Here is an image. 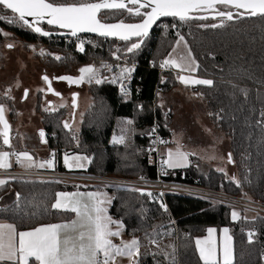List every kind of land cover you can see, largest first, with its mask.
<instances>
[{"label":"trees","instance_id":"obj_1","mask_svg":"<svg viewBox=\"0 0 264 264\" xmlns=\"http://www.w3.org/2000/svg\"><path fill=\"white\" fill-rule=\"evenodd\" d=\"M52 2L80 3L85 0ZM3 13L12 16V22L0 19V50L5 42L11 40L23 43L26 49L31 45L43 47L48 54L40 57V61L47 72H71L94 66L100 60L139 64L135 78L138 91L132 98L122 97L117 87L106 79L89 86L94 106L81 123L78 146L71 126L64 127L65 122L68 123L66 110L41 113L42 130L46 133V143L41 142L43 146L59 152L80 151L91 159L87 169L70 174L157 178V166L149 161L146 153L155 117L164 141L171 137L172 131L170 111L162 110L158 101L154 107L153 102L156 97L158 99L156 89L161 87L162 92H171L181 84L176 72L160 74L159 63L173 51L178 37L184 36L198 62L196 75L213 81L211 86L195 87V91L202 96L212 124L230 140L232 164L238 169L241 182L237 187L234 181L215 169L203 174L195 157L188 167L169 170L166 178L264 203V16L235 15V19L219 27H203L213 23V18L188 22L176 18L163 19L139 49L128 52V47L140 39L46 38L0 6V16ZM99 19L104 23H137L143 17L132 15L127 10H117L103 12ZM44 28L56 31L45 25ZM177 32L179 36L175 35ZM80 43L83 51L78 48ZM0 105L8 106L14 121V102L0 96ZM112 134L123 137L124 142L114 143ZM59 170L67 173L61 166ZM90 188L92 186L84 182L15 178L0 186V202H8L0 206V220L13 223L18 231L71 221L72 212L52 207L56 193ZM113 192L111 214L122 221L128 236L138 238L141 247L139 264H172L173 255L175 264H203L195 240L204 236L211 227L230 228L234 239V264H264L262 215L255 214L254 220L240 218L234 221L230 206L205 199L168 196L166 204H153L149 198L133 190ZM249 231L255 233L252 243L248 241ZM151 239L159 241V247L152 244Z\"/></svg>","mask_w":264,"mask_h":264},{"label":"snow or ice","instance_id":"obj_2","mask_svg":"<svg viewBox=\"0 0 264 264\" xmlns=\"http://www.w3.org/2000/svg\"><path fill=\"white\" fill-rule=\"evenodd\" d=\"M129 5L137 7H129ZM217 5L244 10L243 13L237 11L235 15L264 16V0H127V3L125 0H85L80 3H55L52 0H0V6L16 14V19L43 36H48L49 33L35 25L46 20L49 25L69 29L72 36H76L80 32H90L104 37H117L122 41H129L132 37L141 38L139 42H134L128 47V52L140 48L143 38L147 37L149 29L160 17H173L181 22H188L207 19V16L196 15V13L212 11L216 17L233 20L234 13L232 11L220 10ZM104 9H125L130 14L143 17V19L140 23H124L123 21L112 24L104 23L98 18L99 13ZM142 9H148V11H142ZM28 17L33 18L35 25L29 22ZM0 19H4V17L0 16ZM219 26L223 25H212V27ZM179 41L183 42L184 37L180 36ZM8 47L11 48L12 45H8ZM177 47H179V42ZM80 50L83 51L82 43ZM193 64L195 61L189 50L188 57L170 55L160 66L162 68L172 66L180 71H194ZM104 67L111 70L108 65ZM133 70L132 68H123L120 74L109 82H119L121 91L126 93L127 89L123 81L130 78ZM80 73L81 76L78 79L71 77L57 79H66L74 84H79L85 79L88 82L93 80L96 83L102 82L95 66L83 67L80 69ZM43 79L48 82V77L45 76ZM179 79L185 84L208 86L213 84V81L209 79H190L184 76H180ZM26 97L27 90H25ZM4 113L5 108L0 106V124H3V132L0 135L3 136V143L11 148L10 125L5 119ZM128 123L131 124L132 121H128ZM64 127L70 128V125L65 122ZM40 135L43 137L44 132L41 131ZM113 142L123 143L124 139L120 137ZM12 155L16 156L18 163L27 167H53V160L36 164L34 158L27 152L0 151V169L6 170L12 166L9 159ZM52 156L54 158L55 153ZM229 162H233L231 154H229ZM87 163H91V159L87 156L64 155V164L70 170L73 168L83 169ZM187 163L188 154L179 150L169 151L167 159L163 161V164L168 168L184 167ZM57 182L59 183V181ZM7 183V180H0V186ZM235 183L237 187H240L239 181H235ZM132 190L140 191L139 189ZM146 195L151 196L152 193H146ZM56 197L52 207L75 213L77 218L68 223L41 225L28 231H18L16 225L12 223H0V264H30V261H33L34 264H115L117 257L123 256L131 259L140 255V242L136 239L130 242L122 241L120 245L113 243L111 238L120 236L119 229L123 228V225L113 221L107 214V208L104 205L111 201L106 193L100 191L58 192ZM17 198L19 199V195ZM162 207L164 206L162 205ZM231 215L234 221L240 218V213L235 210ZM113 225L117 230H113ZM222 232L223 239L219 245L215 237V228L207 229V238L196 240L195 243L203 264H234L233 238L229 234L228 228H224ZM69 233H76V235L72 236ZM254 235V232H248L249 243L253 242ZM150 242L159 247V241L151 239ZM172 264H175L174 255Z\"/></svg>","mask_w":264,"mask_h":264},{"label":"rangeland","instance_id":"obj_3","mask_svg":"<svg viewBox=\"0 0 264 264\" xmlns=\"http://www.w3.org/2000/svg\"><path fill=\"white\" fill-rule=\"evenodd\" d=\"M217 8L223 11H232L233 13L236 11L234 8H225L224 6H218ZM196 14L215 15L212 11ZM1 16L4 17L2 20L5 22H9L12 19V16L4 13L1 14ZM233 19H235V14ZM227 21L229 20L222 17H215L213 23L204 24L203 27L208 25L212 26L214 24L224 25ZM179 37L170 55H183L188 57L190 49L188 42L184 36V41L180 42ZM8 40H10L9 37ZM178 42L179 47H177ZM8 45H12V47L9 48ZM80 45L81 43L78 47L79 50ZM46 54H48V51L43 47L38 48L35 45H31L29 49H26L23 43L18 41L11 40L2 45V50H0V96L8 97L14 102L16 109L15 120H11L8 106H0L5 108V118L10 125L9 137L12 148L29 153L34 158L36 164L53 160V167L54 165L57 167L61 166V155L62 166L70 173L78 172L87 168L89 163H87L86 167L83 169L73 168L70 170L64 164V155L68 154L70 157L87 155L83 152L74 150L60 153L57 150H51L47 146H43V143L41 144L42 137L40 135L41 131H43L41 113L61 109L66 110L67 121L72 128V135L75 137V145L78 146V135L82 125L81 123L87 113L93 110L92 108L94 106V99L88 89L93 82H96L94 80L88 82L87 79H85L79 84H74L66 79H57L63 77L78 79L81 76V68L74 69L71 72H63L62 70L47 72V69L41 65L40 61V57ZM190 55L195 61V64L192 65L195 69L194 71H180L175 67H170L176 70V73L180 76L193 77L198 69V67H196L198 62L191 50ZM94 66L98 71L100 79L103 81L105 77L104 64L98 61ZM45 76L48 77V81L52 83L51 85L43 79ZM25 90H27L26 98ZM158 105L162 110L171 111L173 114L170 124L172 135L161 147V153L166 159L169 151L179 150L188 154L189 165L192 163L193 157L197 158L198 161L195 162L199 164L203 174H208L210 170L215 169L224 173L228 179L234 182H241L238 169L232 162H229L231 150L230 140L212 124L203 98L195 91V88L180 84L179 87L174 88L171 92H160L158 95ZM2 132L3 131H1V133ZM53 153H55L54 158L52 156ZM13 160L21 169L39 168L22 165L17 162V158L15 157ZM53 167L50 169H53ZM42 169L47 170L49 167L46 166ZM64 181H66L65 183L74 182V180L71 179H66ZM106 193L110 194L109 197H111L112 200L113 195L108 191H106ZM7 203L8 202H5V200H2L0 206ZM233 210L240 213V218H244L245 220H254L257 217V215L252 212H243L236 207H232V211ZM108 215L113 221L119 222L114 216L112 217L110 213ZM112 227L114 231L117 230L115 225ZM123 229L124 228L119 229L121 234L117 237L120 239L123 237ZM133 239L138 240V238L130 236L127 238L126 242H130ZM140 258V255L131 259L128 258V263L126 264H139Z\"/></svg>","mask_w":264,"mask_h":264},{"label":"built area","instance_id":"obj_4","mask_svg":"<svg viewBox=\"0 0 264 264\" xmlns=\"http://www.w3.org/2000/svg\"><path fill=\"white\" fill-rule=\"evenodd\" d=\"M145 11V10H143ZM179 36V32L175 34ZM104 66H110L111 70L105 67V77L107 81H110L115 76H118L123 68H132L134 69L130 78L125 79L123 84L127 89V92H122L120 88V83H111L113 86H116L118 92L124 98H132L134 94L138 91L137 85L135 84V78L137 76L138 63H131L128 61H114V60H100ZM164 60H162L163 62ZM159 63V73H165L167 71H173L169 66L161 67ZM153 66V64L151 65ZM162 92V88L158 87L156 89V96ZM157 97L154 100V107L156 106ZM156 108V107H155ZM163 141V142H161ZM164 143L162 137L161 127L157 117L153 124L151 125L149 141L146 148L147 157L150 162L157 166V178L148 179V178H136L130 176L109 174V175H82V174H64L56 172H28L27 171H11L4 174L10 175L14 178H27V179H46L53 181L63 182L66 179L76 180L84 182V184L92 187H101L109 189L112 191L116 190H132L139 189L136 191L140 196L149 198L153 204L160 203L166 204V199L168 196H188L194 198L205 199L220 203L226 206L239 208L241 211L252 212L257 215L264 216V203L256 200H250L245 197L238 195H232L226 192L210 189L198 184L184 183L174 180H168L166 175L169 171V168L163 164L165 158L161 153V147ZM2 150L5 149L4 145L0 146ZM11 153H21L25 152L18 149H10ZM15 156V155H13ZM16 157V156H15ZM75 182V181H74ZM146 193H152L151 196L146 195ZM162 194V195H161ZM191 233H188L190 235Z\"/></svg>","mask_w":264,"mask_h":264},{"label":"crops","instance_id":"obj_5","mask_svg":"<svg viewBox=\"0 0 264 264\" xmlns=\"http://www.w3.org/2000/svg\"><path fill=\"white\" fill-rule=\"evenodd\" d=\"M170 55V54H169ZM169 57V56H168ZM167 57V58H168ZM169 68H172V67H170L169 66ZM173 69V68H172ZM174 70V69H173ZM175 72H176V70H174ZM180 76V75H179ZM181 76H184V75H181ZM184 77H186V76H184ZM186 78H190V79H204V78H201V77H199V76H197L196 75V73L194 74V76L193 77H186ZM180 81V80H179ZM180 83L181 84H184V85H187V86H189V87H192V88H195V87H197V86H199L200 84H195V85H193V84H185V83H182L181 81H180ZM173 93V92H172ZM159 95V94H158ZM157 101H158V99H157ZM164 111H166V110H164ZM170 114H171V116H170V118L173 116V114H172V112L170 111ZM4 116H5V113H4ZM6 119V118H5ZM171 121V120H170ZM171 123V122H170ZM1 131H3V124H0V133H1ZM119 137H117L116 135H114V134H112V136H111V141H114V140H116V139H118ZM167 141V140H166ZM9 142H10V144H11V140H10V137H9ZM165 142V141H164ZM2 145H4V147H5V149L4 150H2L1 148H0V151H7V152H10L11 153V151H10V149H14V148H9L7 145H5L4 143H3V136L2 135H0V146H2ZM53 150V149H52ZM58 151V150H57ZM172 152H176V151H172ZM60 153H62V152H60ZM15 156H10V162H11V167L9 168V169H0V180H7L8 182H10V181H12L13 179H15L14 177H12V176H10V175H7V174H4V173H7V172H11V171H27L28 170V172H56V173H63V172H61L60 170L58 171V169H59V167L60 166H56V165H54V167H53V169H47V170H43L42 168L41 169H39V168H35V169H28L27 168V170H25V169H21V168H19V165L17 164V163H15V162H13L14 160H13V158H14ZM164 157V156H163ZM16 158V157H15ZM43 158V157H42ZM60 158H61V167H63L62 166V157H61V155H60ZM165 158V157H164ZM165 160H166V158H165ZM189 160V159H188ZM189 162V161H188ZM89 165V164H88ZM189 166V163H187V165L186 166H184V167H179V168H169V170H175V169H182V168H186V167H188ZM88 167V166H87ZM64 168V167H63ZM65 169V168H64ZM85 169H87V168H85ZM84 169V170H85ZM64 171H67L66 169L64 170ZM80 171H83V170H80ZM79 172V171H78ZM72 173H76V172H72ZM64 174H70V172L68 173V171H67V173H64ZM74 181H76V180H74ZM63 182H66V181H63ZM80 182V184H83V182H81V181H79ZM68 183H71V182H68ZM76 191H80V192H95V191H100V192H102V193H106V191H108V192H110L111 193V195H113L112 196V200H111V197H109L110 196V194L109 193H106L107 194V196H108V198L110 199V203H106L104 206L107 208V214H111V208H112V205H113V201H114V197H115V194H114V192L112 191V190H109V189H105V188H101V187H92V188H90V189H84V191L83 190H74V191H59V192H68V193H72V192H76ZM56 199H57V197H56ZM58 210V209H57ZM58 211H63V210H58ZM63 212H68V211H63ZM74 214V216H73V218H72V220H75L77 217H76V215H75V213H73ZM111 216H112V214H111ZM113 217V216H112ZM71 220V221H72ZM116 220H118L119 222H121L122 223V221L121 220H119V219H116ZM68 222H70V221H68ZM68 222H65V223H68ZM0 223H10V222H8V221H6V220H0ZM13 224V223H12ZM58 224V223H57ZM60 224V223H59ZM123 224V223H122ZM124 226V225H123ZM124 229H123V231H122V238L120 239V238H114V237H112L111 239H112V241H113V243L114 244H116V245H120L121 244V242L123 241V242H126L127 241V238H129L130 236H128L127 235V233H126V229H125V226L123 227ZM211 228H213V227H211ZM224 228H228V227H222V228H220V229H217V228H215L216 229V233H215V237H216V240H217V243H218V245L219 244H221L222 243V239H223V232H222V230L224 229ZM209 229V228H208ZM229 229V234L232 236V232H231V230H230V228H228ZM28 231V230H27ZM69 235H72V236H75L76 235V233H69ZM207 235H208V233L206 232V234L204 235V236H201V237H198V238H196V240L197 239H205V238H207ZM232 238H233V236H232ZM196 240H195V242H196ZM195 245H196V243H195ZM233 246H234V239H233ZM196 249H197V253H198V255H199V249L197 248V246H196ZM199 257H200V255H199ZM202 261V260H201ZM31 262H33V261H30V264H31ZM203 262V261H202ZM126 263H128V258L127 257H123V256H121V257H117V259L115 260V264H126Z\"/></svg>","mask_w":264,"mask_h":264},{"label":"water","instance_id":"obj_6","mask_svg":"<svg viewBox=\"0 0 264 264\" xmlns=\"http://www.w3.org/2000/svg\"><path fill=\"white\" fill-rule=\"evenodd\" d=\"M125 2L127 3V0H125ZM218 6H223V5H217V7ZM129 7H137V6H135V5H129ZM8 10V9H7ZM117 10H125V9H112V10H107V9H104V10H101V12L99 13V15H98V18L101 16V14L103 13V12H107V11H117ZM142 10H148V9H142ZM236 11H235V13L234 14H236L237 13V11H239V12H241V13H243L244 12V10L243 9H241V10H237V9H235ZM10 11V10H9ZM11 12V11H10ZM12 13V12H11ZM15 16H16V14H14ZM197 15V14H196ZM199 15V14H198ZM205 16H207L208 18L207 19H210V18H213L214 19V17H216L215 15H213V14H207V15H205ZM242 16H248L247 14H244V15H242ZM168 18H173V17H160L153 25H152V27L149 29V33H148V35H147V37H149L150 35H151V33L153 32V30H154V28H155V26L157 25V24H159L163 19H168ZM28 20H29V22L31 23V24H33V25H35V21L33 20V18H31V17H28L27 18ZM202 21V20H201ZM103 22V21H102ZM142 22V21H141ZM106 23V22H105ZM116 23H118V22H116ZM137 23H140V22H137ZM108 24H112V23H108ZM44 25L45 26H48L49 28H53V29H55L56 31H50V30H46L45 28H44ZM28 26V25H27ZM35 26H39L43 31H46V32H48L49 33V35L48 36H43V35H41L40 33H37V32H35V33H37L38 35H40V36H43V37H46V38H49V37H57V38H66V39H73V38H77L78 39V37H81V36H85V37H99V38H102V39H111V40H120V39H118L117 37H104V36H101V35H99V34H97V33H90V32H80V33H78L76 36H72L71 35V32H70V30L69 29H62V28H59L58 26H55V25H49L47 22H46V20L45 21H42V22H40L39 23V25H35ZM29 27V26H28ZM29 28H31V27H29ZM33 30V29H32ZM147 37H145V38H143V40H145ZM138 39H141V38H139V37H132L131 38V40H129V41H132V40H138ZM120 41H122V40H120ZM50 81H48V84L49 85H51L52 83H49ZM44 132V136L42 137V143L43 144H45L46 143V133H45V131H43Z\"/></svg>","mask_w":264,"mask_h":264},{"label":"flooded vegetation","instance_id":"obj_7","mask_svg":"<svg viewBox=\"0 0 264 264\" xmlns=\"http://www.w3.org/2000/svg\"><path fill=\"white\" fill-rule=\"evenodd\" d=\"M220 7V6H219Z\"/></svg>","mask_w":264,"mask_h":264}]
</instances>
